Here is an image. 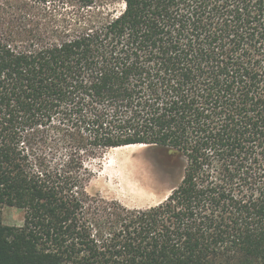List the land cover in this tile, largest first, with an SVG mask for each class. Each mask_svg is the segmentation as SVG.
<instances>
[{
	"label": "trees",
	"instance_id": "1",
	"mask_svg": "<svg viewBox=\"0 0 264 264\" xmlns=\"http://www.w3.org/2000/svg\"><path fill=\"white\" fill-rule=\"evenodd\" d=\"M126 145L161 203L88 192ZM65 263L264 264V0H0V264Z\"/></svg>",
	"mask_w": 264,
	"mask_h": 264
},
{
	"label": "rangeland",
	"instance_id": "2",
	"mask_svg": "<svg viewBox=\"0 0 264 264\" xmlns=\"http://www.w3.org/2000/svg\"><path fill=\"white\" fill-rule=\"evenodd\" d=\"M124 150L110 149L88 160L87 166L92 172L88 192L131 209H144L164 201L181 177L178 155L149 146ZM2 219V232L10 235L23 226L25 210L4 206Z\"/></svg>",
	"mask_w": 264,
	"mask_h": 264
},
{
	"label": "bare ground",
	"instance_id": "3",
	"mask_svg": "<svg viewBox=\"0 0 264 264\" xmlns=\"http://www.w3.org/2000/svg\"><path fill=\"white\" fill-rule=\"evenodd\" d=\"M137 146H144V147H147L146 145H126V146H121V147H115V148H113V149H127V150H129V151H131L132 150V148H134V147H137ZM125 151V150H124ZM123 151V152H124ZM127 153V152H126ZM129 153V152H128ZM149 201V200H148ZM146 203H147V201H145ZM144 203V202H143ZM142 203V201H141V204H143ZM149 203V202H148ZM151 203V202H150ZM144 205V204H143Z\"/></svg>",
	"mask_w": 264,
	"mask_h": 264
}]
</instances>
